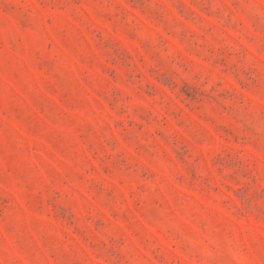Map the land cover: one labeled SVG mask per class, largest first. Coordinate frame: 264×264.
<instances>
[{
  "label": "rangeland",
  "instance_id": "374dc122",
  "mask_svg": "<svg viewBox=\"0 0 264 264\" xmlns=\"http://www.w3.org/2000/svg\"><path fill=\"white\" fill-rule=\"evenodd\" d=\"M0 264H264V0H0Z\"/></svg>",
  "mask_w": 264,
  "mask_h": 264
}]
</instances>
